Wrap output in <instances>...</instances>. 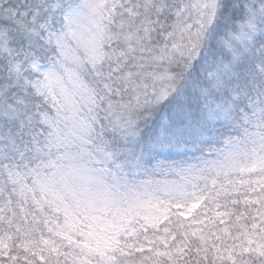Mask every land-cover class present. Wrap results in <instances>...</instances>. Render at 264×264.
<instances>
[{"label": "snow or ice", "instance_id": "1", "mask_svg": "<svg viewBox=\"0 0 264 264\" xmlns=\"http://www.w3.org/2000/svg\"><path fill=\"white\" fill-rule=\"evenodd\" d=\"M0 264H264V0H0Z\"/></svg>", "mask_w": 264, "mask_h": 264}]
</instances>
